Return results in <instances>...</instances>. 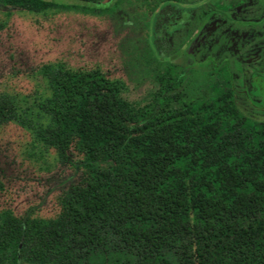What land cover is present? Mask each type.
Instances as JSON below:
<instances>
[{"label": "trees", "instance_id": "obj_1", "mask_svg": "<svg viewBox=\"0 0 264 264\" xmlns=\"http://www.w3.org/2000/svg\"><path fill=\"white\" fill-rule=\"evenodd\" d=\"M119 1L104 12L120 13ZM142 2L154 16L189 0ZM217 4L201 8L200 26L227 13ZM0 7L8 16L70 8L49 0ZM161 19L152 21L148 55L157 87L143 104L99 67L39 70L51 96L39 104L49 123L36 139L77 180L57 196L52 218L0 211V264H264V120L240 109L238 95H247L236 88L230 53L209 56L206 73L192 78L175 62L181 45L166 51ZM21 120L17 99L0 91V131Z\"/></svg>", "mask_w": 264, "mask_h": 264}, {"label": "rangeland", "instance_id": "obj_2", "mask_svg": "<svg viewBox=\"0 0 264 264\" xmlns=\"http://www.w3.org/2000/svg\"><path fill=\"white\" fill-rule=\"evenodd\" d=\"M49 1L70 8L55 9L47 14L12 10V15L8 16L7 10L0 7V91L17 99L22 114L20 122L0 131V169L5 185V191L0 192V211L12 209L19 216L31 212L38 217L52 218L59 212L57 196L77 180L75 170L69 164H60L57 154L36 139V129L49 123L40 113L39 104L51 96L49 83L39 70L58 62L72 69L99 67L111 77L125 81L127 100L143 104L157 87L153 78L157 62H150L148 55L154 54L152 21L158 17L163 23V27L157 25L159 32L180 20L178 25L182 28L170 31L167 36L166 51L172 53L181 45L175 62L189 72L194 70L189 73L192 78L206 73V58L230 53L229 47H234L233 53L239 52L254 36L255 43L250 42L239 57L257 58L245 60L247 63L237 59L233 63L237 73L235 85L238 91L248 94L245 97L239 93L240 109L264 120V47L251 49L259 43L264 46V36L260 35L264 33V0L249 2L261 4L253 13L232 15L229 23L235 26L233 31L223 35L218 31L216 39L208 38L211 26L200 34L191 26L189 29L188 17L193 16L195 8L209 5L205 0L173 6L171 18L168 14L172 9L162 6L153 16L142 0H120V13L115 14L104 10L114 6L117 0H104L97 6L78 0ZM218 2L226 4L231 0ZM234 34L242 39L236 45L232 39ZM156 43L160 42L156 40ZM93 264L102 263L99 260Z\"/></svg>", "mask_w": 264, "mask_h": 264}, {"label": "flooded vegetation", "instance_id": "obj_3", "mask_svg": "<svg viewBox=\"0 0 264 264\" xmlns=\"http://www.w3.org/2000/svg\"><path fill=\"white\" fill-rule=\"evenodd\" d=\"M190 1L191 0H189V3H184V4H182L181 6H184L185 4L186 5H188V4H190ZM194 1H200V0H194ZM205 1H207L208 3H209V5H211L212 4V6H213V3L216 1V2H218V0H205ZM221 1V0H220ZM236 1H243V3H238V4H235V2ZM250 1H252V0H231V2H229V3H226V4H222V3H219L220 4V6H222V7H225L226 8V10H227V13H225V14H220V13H216L215 15H213L211 18H210V20H208L204 25H201L200 26V23H201V20H200V14H198L199 13V11L198 10H200L202 7H200V8H195L194 9V11H193V16H191V17H188L189 19H190V25H189V29H190V26L191 27H193L195 30L197 29V31H199V34L203 31V29H206L208 26L210 27H212V30H211V32H210V35H209V37L208 38H213V39H216V38H219V35L217 34V32L218 31H222V33H220V34H225V33H231L233 30V27H235V26H233L232 25V23H229V19H232L233 18V16L232 15H234V14H238V15H243L244 13L245 14H248V13H253L258 7H261V4L259 3H249ZM260 5V6H259ZM164 6H166V8H170V9H172V10H170V12H169V14H168V17L169 18H171L173 15H174V9L172 8V6H170V5H164ZM206 6H208V5H205V6H203V7H206ZM258 9H260V8H258ZM198 14V15H197ZM178 22H180V20H177V21H175V22H173V23H171V25L169 26V29L170 30H172V25H174L175 27H177V29H175L174 31H178L179 29H181L182 27L181 26H179L178 25ZM194 23V26H192V24ZM202 24V23H201ZM245 24H239V26H244ZM200 26V27H199ZM238 26V25H237ZM245 27H247V25H245ZM170 30H169V33H170ZM173 31V32H174ZM255 31H258V30H256L255 29ZM241 31L239 30V33H240ZM260 33V32H259ZM170 35V34H169ZM172 35V34H171ZM240 35V34H239ZM261 36L263 35L264 36V33L262 32L261 34H260ZM242 37V35H240V38ZM232 39H233V41H234V44L236 45L238 42H241L242 41V39H237L236 38V35L234 34V36L232 35ZM255 39V37L253 36L251 39H250V41H248V42H246L245 43V47H248L249 46V43L250 42H252V43H255L254 41H256V40H254ZM218 41H219V39H218ZM245 47H243L242 48V50L241 51H237V52H235V53H233L232 51L234 50V47L233 48H231V47H229V49H230V54H231V56L233 57V61L235 62L237 59L238 60H240V61H242V62H246L247 63V61H245V60H254V59H256L257 57H239V55H242V53H243V49L245 48ZM263 44L262 43H259V45L258 46H254L253 48H251V49H256V50H258V48H260V49H263ZM254 54V53H253ZM247 58V59H246ZM249 58H251V59H249ZM247 70V69H246ZM243 71H244V69H243ZM245 72H247V71H245ZM236 68H235V73H234V76H236ZM264 83V82H263ZM263 89H264V87H263ZM244 92V91H243ZM246 95H247V97H248V94L246 93V92H244ZM263 93H264V90H263ZM262 103H263V107H264V99H262Z\"/></svg>", "mask_w": 264, "mask_h": 264}]
</instances>
